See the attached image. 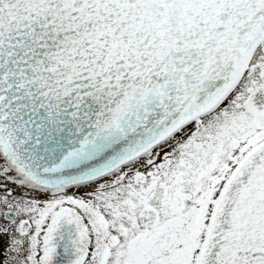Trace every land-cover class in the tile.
Wrapping results in <instances>:
<instances>
[{"label":"snow or ice","instance_id":"obj_1","mask_svg":"<svg viewBox=\"0 0 264 264\" xmlns=\"http://www.w3.org/2000/svg\"><path fill=\"white\" fill-rule=\"evenodd\" d=\"M0 264H264V0H0Z\"/></svg>","mask_w":264,"mask_h":264}]
</instances>
